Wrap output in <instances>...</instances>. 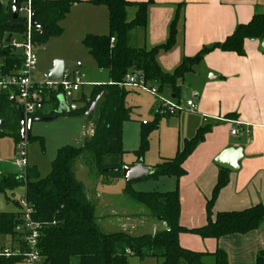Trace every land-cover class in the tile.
<instances>
[{"label": "trees", "instance_id": "16d2710c", "mask_svg": "<svg viewBox=\"0 0 264 264\" xmlns=\"http://www.w3.org/2000/svg\"><path fill=\"white\" fill-rule=\"evenodd\" d=\"M25 0H18L17 9ZM0 7V71L9 73L18 69L22 58L10 45L3 47L4 42H10L14 33L20 30L6 27L14 22L12 15L13 1H7ZM82 0H33V16L39 26L33 27V41L44 44L50 38L63 34L61 21L70 12L73 5ZM94 5H105L109 10V34H88L83 39L91 57L100 69L107 70L110 82L94 85L89 97L84 96V105L75 111L60 114L55 108L58 96H51L49 112L39 116L83 117L92 123L93 134L81 146L66 145L61 147L51 163V172L41 177L37 169L27 168L25 176H4L0 181V193L14 191L24 186V199L31 208V219L41 225L39 228L38 247L44 257L42 264H130V257L143 260L154 257L162 260L161 264H206L203 253L183 248L179 243V235L193 232L203 238H220L231 234H244L257 229L264 222V204H259L242 211L219 212L214 218L212 208L220 191L229 182V171L222 169L212 198L207 203L209 212L208 223L197 229H187L180 224L181 204L179 191L170 192H138L127 184L124 191L133 200L145 206L158 220L167 222L170 230L161 229L155 234L134 236L127 232H105L98 222L96 206L87 197L84 183L76 174V163L80 157L88 167L93 178L103 179V184H111L122 177L124 167L123 156V125L131 119L132 109L127 107L126 98L129 91L119 83L131 70H141L145 78L162 90L168 87L179 96L178 80L192 72L204 56L215 49L245 54L247 39L264 40V13L255 14L246 24H240L223 42L206 46L194 57H186L173 71H165L158 60L161 52L172 50L177 43L178 22L180 19L179 4L175 17L169 28V37L164 44L151 48H137L130 45V32L140 28L146 30L149 25V10L154 0L130 2L129 0H91ZM129 7H136L133 20H128ZM18 22H25L19 17ZM112 38L115 42L112 43ZM102 96L94 111L88 114L93 102ZM21 108L12 103L11 97L0 94V119L4 124L0 130V138L11 136L16 143L21 141ZM235 117V114L228 115ZM160 117L142 126L141 141L135 151L138 162L150 148V135L158 129ZM209 127L198 129L194 137L186 139L176 156L166 159L152 167V173L145 179L183 176L186 159L205 139ZM39 140L45 152L44 139L31 136L28 141ZM24 209L15 212H0V234L11 236L14 243L25 250ZM215 264H228L227 254L223 250L214 253ZM21 256L10 258L0 257V264H18ZM256 264H264V250L256 259Z\"/></svg>", "mask_w": 264, "mask_h": 264}, {"label": "crops", "instance_id": "0c3cea01", "mask_svg": "<svg viewBox=\"0 0 264 264\" xmlns=\"http://www.w3.org/2000/svg\"><path fill=\"white\" fill-rule=\"evenodd\" d=\"M90 1L82 0L81 3L73 5L62 20L72 19L74 24L80 26L83 30L82 41L88 34L107 35L110 31L108 8L105 5H94ZM129 1L136 3L148 0ZM179 4H182V7L177 43L172 50L161 52L158 57L161 67L167 72H173L184 58L196 56L202 48L223 42L240 24L248 23L255 14L264 13V0H154L149 10L148 28L132 30L129 36L130 45L137 48H151L164 44L169 37L170 24ZM127 11L128 20H133L137 8L129 7ZM261 44L262 40L247 39L244 55L221 49L206 54L192 72L178 80V97L168 87L159 89L160 98L173 100L184 107L188 100H194L198 109L195 112L184 110L175 116H163L175 117L176 136L173 134L165 141L160 139L157 147L154 143L151 146V136L160 128L159 124L158 129L150 135L148 152L141 159L144 166L152 168L166 159L175 157L183 147L184 141L194 137L199 128H210L205 139L184 162L186 173L183 176L156 179L162 186L159 192L176 189L179 191L180 224L187 229L201 228L208 223L207 203L212 198L219 174L224 169L215 160L230 147L241 148L243 158L239 161L237 171L228 170L229 182L215 201L212 218L219 212L242 211L264 204V51L261 49ZM81 64V67L75 66L70 72L80 70L84 66L83 62ZM103 70L99 68L98 71ZM96 84L103 83L96 81ZM84 88L85 86L76 95L81 99L79 108L84 105L82 98L89 97L92 92V89L86 92ZM125 88L129 91L126 105L133 110L134 106L128 104L129 95L147 94V92ZM154 98L151 109L152 121L160 117L155 114L158 98L156 96ZM230 114H235V117H229ZM84 119L86 124L83 126L82 136L86 141L93 134V127L88 126L86 118ZM131 121H133L132 112L131 119L124 125ZM152 121L148 120V122ZM124 125L123 148L125 153L132 152L134 155L129 163H126L124 154L123 164L130 167L138 163L135 151L140 146L144 123H141L140 136L136 142H128L129 146L125 140ZM235 128L240 132L233 135L231 131ZM119 181V179L115 180V182ZM101 185L105 184L94 178L92 188L90 191L86 188V192L87 197L95 203L96 216L102 229L104 225L101 222H109L114 217L121 220V214L135 220L132 225L134 228L142 226L144 230L147 228L145 225L148 226V230L145 231L147 233L141 235L155 234L162 229L160 220L151 212L119 213L114 209L107 210V205L102 204L98 214V206L103 198V191L98 190ZM15 206L18 207L15 211L21 209L20 203L19 205L15 203ZM138 215H140L139 220ZM123 232L133 235L129 231ZM179 243L185 249L203 253L202 260L206 264H215L214 253L217 250H223L227 254L228 264H256L258 254L264 250V222L259 228L247 233L225 235L220 238H203L193 232H184L179 235ZM11 244H13L12 239ZM156 259L162 263L161 259Z\"/></svg>", "mask_w": 264, "mask_h": 264}, {"label": "rangeland", "instance_id": "374dc122", "mask_svg": "<svg viewBox=\"0 0 264 264\" xmlns=\"http://www.w3.org/2000/svg\"><path fill=\"white\" fill-rule=\"evenodd\" d=\"M3 1V6L7 5V0ZM22 15V14H21ZM63 27V34L60 36L52 37L48 42L44 44L36 45V53L38 56L37 70L33 74V78L44 79V74L48 73L53 67L55 61L61 60L65 63V70L73 71L78 61L84 63V66L80 68L81 76L85 84V91L90 92L92 86L96 84V81L100 83H108L109 75L107 70L98 71L94 59L89 54L87 48L82 43L83 30L78 24H74L72 19H68L61 22ZM85 31V30H84ZM8 43L3 41V47H7ZM3 62V58L0 57V64ZM77 95V94H76ZM140 93L131 94L128 97V104L133 105L132 118L133 121L124 125L125 140L133 143L136 142L140 136V127L143 121H152L153 113L151 112L152 103L155 100L154 95ZM175 117L160 119V128L155 131L151 136V146L157 147L160 139L170 138L171 135L177 133V125L175 124ZM86 121L84 118L79 117H66L60 116L51 121H38L34 122L31 129V136H39L44 139L45 152L43 151L42 144L39 140H26L27 153H28V168H35L39 172L41 177H46L51 172L52 160L56 157L58 150L66 145L81 146L84 143L82 136L83 126ZM87 125L92 127V123L87 121ZM17 143L11 136H5L0 138V181L4 176L14 175L18 178L25 176L27 168H18L14 165L16 159ZM131 148V147H128ZM132 152L125 153V162L129 163V160L133 158ZM84 157H80L76 163V174L79 180H81L90 191L92 184H94V178L90 176L87 165L84 162ZM126 166V165H124ZM120 181L110 184L101 185L98 190L103 191V198L100 200L101 204L98 206V214H100V207L102 204H106L107 210L114 209L119 213L126 212L127 214H144L150 212L145 206L139 204L133 200L124 189L127 185L124 178H117ZM115 179V180H117ZM103 179H99V182L103 184ZM135 191H161L162 186L156 180L142 178L131 185ZM25 194L24 186H21L14 191H7L6 193H0V212H13L18 209L15 206L16 202L21 204L22 198ZM98 205V204H97ZM105 209V210H106ZM121 220L114 217L109 222H101L103 229L109 232L129 231L133 235H141L147 233L148 226L142 230L141 227H132L134 221L131 218H126L125 215H120ZM140 215H138V220ZM144 227V228H145ZM144 231V232H143ZM11 244V237L8 235L0 234V249L9 246ZM131 264H161L154 257H147L143 260L138 257H130ZM78 259H74L72 264H77ZM182 264H187L183 262Z\"/></svg>", "mask_w": 264, "mask_h": 264}, {"label": "built area", "instance_id": "2783aa9c", "mask_svg": "<svg viewBox=\"0 0 264 264\" xmlns=\"http://www.w3.org/2000/svg\"><path fill=\"white\" fill-rule=\"evenodd\" d=\"M33 0H25L20 4L18 16L25 22V31L23 33H14L8 45L20 54L22 58L18 69L9 73L0 71V94L6 93L21 108L27 119L39 116L42 113L49 112L51 109V96H58L56 110L59 111L61 99L64 100L69 112L79 109L81 99L76 94L87 84L84 83L81 71L74 72L64 70L59 79L51 80L48 73L44 74V79L35 80L34 72L38 66V56L36 53V44L33 41ZM22 14V15H21ZM112 43L115 39L112 38ZM77 68L81 67V62H77ZM99 85V84H95ZM120 86L135 89L137 91L147 92L157 99L155 114L157 116H175L184 110L192 112L197 111L198 106L194 100H188L186 106L173 100H164L159 97L158 87L145 78L141 70H131L125 76ZM94 86V85H93ZM50 108V109H49ZM144 124L147 121H143ZM240 132L238 128L232 129L231 133L236 135ZM16 159L14 165L18 168H28V153L26 141L17 143ZM21 206L24 209V229L27 232L24 236L25 250L16 243L10 244L0 249V257L10 258L21 256L22 261L18 264H42L44 260L38 247L39 228L41 225L31 219V208L23 198Z\"/></svg>", "mask_w": 264, "mask_h": 264}, {"label": "water", "instance_id": "95a60500", "mask_svg": "<svg viewBox=\"0 0 264 264\" xmlns=\"http://www.w3.org/2000/svg\"><path fill=\"white\" fill-rule=\"evenodd\" d=\"M9 1V0H7ZM12 15L14 22L7 23L6 27L11 29L20 30L23 29V25L18 22V10H17V3L18 0H12ZM3 5V1H0V7ZM32 23L34 26H39L34 18L32 17ZM261 49L264 51V40H262ZM65 70V63L61 60L55 61L53 67L49 70L48 75L51 80L59 79ZM102 96H99L95 102H93L91 109L89 110L88 114L94 111L98 102L101 100ZM12 103L14 104L15 101L12 99ZM60 114L69 113L65 102L61 99L60 109L58 111ZM21 115V130H20V137L21 141L29 140L31 137V129L34 122L38 121H51L57 118V116H42V117H34L27 119L24 113L20 110ZM4 124V120L0 119V130ZM243 158V151L241 148H234L230 147L224 150L215 160V162L221 166L222 168L229 170V171H237L239 169V161ZM152 173V168L146 167L143 165L142 161H139L133 166H124L122 170V177L126 181L127 184L136 182L142 178L149 176ZM16 205H19V202H16ZM161 222L162 229L170 230V227L167 222L163 221L162 218H159Z\"/></svg>", "mask_w": 264, "mask_h": 264}]
</instances>
